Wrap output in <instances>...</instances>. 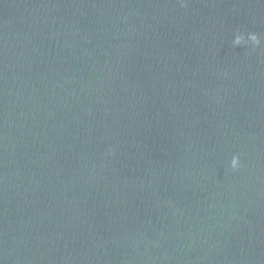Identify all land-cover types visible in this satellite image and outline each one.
<instances>
[{
	"label": "water",
	"instance_id": "water-1",
	"mask_svg": "<svg viewBox=\"0 0 264 264\" xmlns=\"http://www.w3.org/2000/svg\"><path fill=\"white\" fill-rule=\"evenodd\" d=\"M0 264H264V0H0Z\"/></svg>",
	"mask_w": 264,
	"mask_h": 264
},
{
	"label": "clouds",
	"instance_id": "clouds-1",
	"mask_svg": "<svg viewBox=\"0 0 264 264\" xmlns=\"http://www.w3.org/2000/svg\"><path fill=\"white\" fill-rule=\"evenodd\" d=\"M245 37H247L248 39H250L251 41H253L256 44L260 43V39H259V35L255 32H251V33H245V32H241L238 31L236 33V43H240L241 41H243L245 39ZM231 167L233 169L239 168L240 167V156L239 155H234L231 159Z\"/></svg>",
	"mask_w": 264,
	"mask_h": 264
}]
</instances>
